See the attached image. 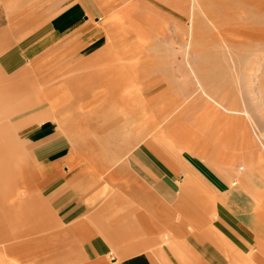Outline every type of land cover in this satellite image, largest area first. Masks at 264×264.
I'll return each instance as SVG.
<instances>
[{
	"label": "rangeland",
	"instance_id": "obj_1",
	"mask_svg": "<svg viewBox=\"0 0 264 264\" xmlns=\"http://www.w3.org/2000/svg\"><path fill=\"white\" fill-rule=\"evenodd\" d=\"M73 1L0 0V194L12 195L0 200V223L13 202L16 217L1 224L0 264L7 239L23 235L27 205L39 221L32 175L42 156L25 141L44 119L81 163L152 141L185 156L191 146L237 151L219 167L256 191L264 222V0ZM74 7L89 15L90 40L100 35L92 47L82 43L88 28L76 43L29 47Z\"/></svg>",
	"mask_w": 264,
	"mask_h": 264
},
{
	"label": "crops",
	"instance_id": "obj_2",
	"mask_svg": "<svg viewBox=\"0 0 264 264\" xmlns=\"http://www.w3.org/2000/svg\"><path fill=\"white\" fill-rule=\"evenodd\" d=\"M80 12L71 8L46 24L47 31L29 47L47 49L68 39L76 43L85 28L83 47H92L100 35L90 40L96 32L85 23L86 10ZM47 122L27 124L25 141L42 156L32 175L39 221L32 226L33 207L27 205L23 235L5 243L7 264H264L256 191L242 189L234 183L237 173L219 167L234 165L237 151L191 146L194 153L185 156L175 152L176 143L166 152L152 141L121 147L126 152L118 158L81 163L72 152H61L60 134L49 132ZM178 131L175 138L184 132ZM9 197V191L0 194V200ZM13 205L0 229L15 224Z\"/></svg>",
	"mask_w": 264,
	"mask_h": 264
},
{
	"label": "bare ground",
	"instance_id": "obj_3",
	"mask_svg": "<svg viewBox=\"0 0 264 264\" xmlns=\"http://www.w3.org/2000/svg\"><path fill=\"white\" fill-rule=\"evenodd\" d=\"M110 39V38H109ZM122 94V93H121ZM215 138H217L216 136H215ZM221 138V137H220Z\"/></svg>",
	"mask_w": 264,
	"mask_h": 264
}]
</instances>
